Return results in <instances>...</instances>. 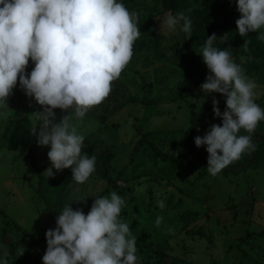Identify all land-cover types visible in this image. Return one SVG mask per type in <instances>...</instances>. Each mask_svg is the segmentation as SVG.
Instances as JSON below:
<instances>
[{
  "label": "rangeland",
  "instance_id": "374dc122",
  "mask_svg": "<svg viewBox=\"0 0 264 264\" xmlns=\"http://www.w3.org/2000/svg\"><path fill=\"white\" fill-rule=\"evenodd\" d=\"M217 1L225 4L231 0ZM118 2L127 3L130 12L138 13L141 35L136 40L139 48L120 77L112 82L110 94L114 86H119L141 101L107 114L104 123L93 116L103 113L101 103L78 122V131L85 136L84 145L90 139L96 144L97 154L112 153L113 177L129 162L135 144L144 136L166 153H186L190 146L187 130L192 120L213 97L221 103L218 93L206 95L200 89L205 81L197 63H203L200 49L204 43L191 40L195 62L180 51L189 37L179 27L171 32L160 31L165 15L173 14L163 0ZM193 5L198 3L192 1ZM225 28L226 24L221 32ZM213 46L219 48L217 40ZM242 57L245 62L247 56ZM33 67L30 59V72ZM241 67L258 85L255 102L264 109V57ZM180 80L194 83L178 100L156 102ZM103 103L112 108L116 102L106 98ZM7 104L8 109L0 110V244L9 252L8 264H43L47 248L44 235L52 229V207L60 210L72 203L74 210L80 208L87 214L94 199L110 197L113 191L125 200L119 218L129 224L136 238L138 264H145L141 249L151 243L163 244L164 250L153 256L150 264H241L244 255H249L245 264L255 260L264 264V234L239 242V237L248 231L264 230V148L256 167L239 174L221 171L213 177L206 168V145L197 148L193 157L175 163L164 161L145 143L118 181L119 188L110 185L103 170L95 166L84 184L74 181L64 190L60 206V182L69 169H53L54 177H48L44 171L51 167L47 157L50 148L37 144L32 155L24 157L17 146L22 142L26 149L31 148L36 136L30 132L34 120L30 114L41 107L25 95L19 83ZM209 124L222 125V120L213 114ZM207 131L202 129L196 136ZM256 132L264 134V121L259 122L251 136ZM239 134L248 133L241 130ZM245 158L246 153L233 163ZM160 200L163 208L158 206ZM157 217L163 218L159 226ZM13 245L15 252L10 254Z\"/></svg>",
  "mask_w": 264,
  "mask_h": 264
},
{
  "label": "clouds",
  "instance_id": "9594fccd",
  "mask_svg": "<svg viewBox=\"0 0 264 264\" xmlns=\"http://www.w3.org/2000/svg\"><path fill=\"white\" fill-rule=\"evenodd\" d=\"M236 10L238 34L258 32L264 42V0H236ZM177 27L191 37L192 21L183 12L166 14L160 22V31ZM140 35L138 13L118 0H0V110L9 108L17 82L41 107L30 114V132L39 146L50 148L48 177H54L53 169H71L72 179L84 184L95 171V157L82 154L85 136L78 122L109 96ZM216 39L215 33L207 36L200 49L209 72L200 89L226 97V109L221 113L213 97L212 110L222 125L212 124L194 141L197 148L206 145V168L213 177L255 150L251 133L264 121V109L255 102L258 85L230 51L213 46ZM30 59L34 67L28 73ZM55 109L64 113L59 121ZM157 203L164 207L162 200ZM71 205L59 210L55 229L45 233L43 264H138L136 238L119 218L125 206L120 195L113 191L94 199L87 214ZM162 219L157 217V226ZM8 255L0 244V264H8Z\"/></svg>",
  "mask_w": 264,
  "mask_h": 264
},
{
  "label": "trees",
  "instance_id": "16d2710c",
  "mask_svg": "<svg viewBox=\"0 0 264 264\" xmlns=\"http://www.w3.org/2000/svg\"><path fill=\"white\" fill-rule=\"evenodd\" d=\"M192 1L197 2L198 5L192 6ZM164 6L171 13L175 14L178 12H183L185 16L189 17L192 21L191 27V37L187 40L186 44L180 48L181 53L186 55L188 58H191L193 61L197 62V58L195 55L193 44L191 40L199 43H204L207 39V36H211L213 33L219 35L217 37L218 47L221 50L227 49L230 51L234 62L239 63L241 65H251L256 60L264 57V42L257 39L259 35L258 32L249 33L246 37H241L238 33H235L236 29L235 21L239 18V12L236 10V0H231L227 3H221L217 0H163ZM126 7L127 3H123ZM226 24V28L222 31V26ZM264 31V29H262ZM187 37L188 34L184 33ZM243 38H247V40H243ZM247 41L246 47L247 51H245L244 42ZM140 43L135 41L133 45V54H135L136 50L139 48ZM245 55L247 59L245 62L241 63L240 56ZM197 65L201 68V72L204 75L203 81L206 80V76L209 74L208 69L204 63H197ZM27 72L30 73V70L27 67ZM18 83V82H17ZM194 83V82H193ZM192 82H186L180 80L173 87H170L163 94H161L156 102H166V101H176L182 97L186 89L192 84ZM218 97L221 101L219 103V108L221 113H223L226 109V97L222 94L218 93ZM109 100H114L116 103L111 107L106 106L102 102L103 113H93V116L96 119H100L101 122L104 123L107 114H113L118 111L122 106L129 104L131 102H136L140 100L139 96L132 95L128 93L125 89L114 86V89L111 94L107 97ZM121 98V99H120ZM141 101V100H140ZM144 103V101H142ZM56 120L59 121L64 114L62 110L55 109ZM89 113V112H88ZM212 110V102L206 104L204 109L198 114L196 118H194L187 130V139L189 140L190 146L186 153L182 155H174L164 152L154 141L147 138L146 136L140 138L135 144L129 162L124 166V168L117 173L115 177H113L111 173V169L113 168V155L110 151H104L99 154L96 153V144L94 141L87 139L85 141V145L82 148V154L88 155L90 158L95 157V166L100 168L104 172V176L106 177L107 182L119 188L118 181L123 176L124 172L130 167L133 161L136 159L138 151L142 145L145 143L164 161L170 162H184L186 159L194 156L197 147L195 145V137L197 133L202 129L210 128L209 120L213 115ZM221 119L220 117H218ZM222 120V119H221ZM37 138L34 140L30 149H26L22 142H18L17 146L20 147V153L24 157H29L32 155V152L36 149ZM252 141L255 144V150L250 153L246 152V158L237 164H230L225 169L222 170L223 173L228 174H239L248 168H254L258 165L259 159L262 155V148H264V134L255 133L252 137ZM71 169L67 172L64 179L60 182L61 189L59 192V201L58 204L61 206L62 197L64 190L74 182L72 179ZM44 181V176L41 177ZM61 197V199H60ZM59 210L52 207L50 209V215L52 220V229L56 227V217ZM264 234V230L260 232L248 231L244 235L239 237V242L243 243L248 241L250 238L255 236H260ZM44 239H46L44 235ZM164 250L163 244H149L146 249H141V254L144 257L145 264H150V260L153 256L160 255ZM15 252V246L13 245L10 248V254ZM249 255H244L241 261V264H245L246 258ZM253 260V259H251ZM252 264H261L258 261H252Z\"/></svg>",
  "mask_w": 264,
  "mask_h": 264
}]
</instances>
